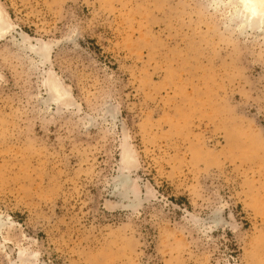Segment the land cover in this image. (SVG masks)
<instances>
[{"label": "rangeland", "instance_id": "1", "mask_svg": "<svg viewBox=\"0 0 264 264\" xmlns=\"http://www.w3.org/2000/svg\"><path fill=\"white\" fill-rule=\"evenodd\" d=\"M233 11L0 0V264H264V29Z\"/></svg>", "mask_w": 264, "mask_h": 264}, {"label": "bare ground", "instance_id": "2", "mask_svg": "<svg viewBox=\"0 0 264 264\" xmlns=\"http://www.w3.org/2000/svg\"><path fill=\"white\" fill-rule=\"evenodd\" d=\"M221 1V0H220ZM234 7V20L244 29H264V0H229ZM55 88H53L54 90ZM57 89L53 91L55 93ZM116 187H121L123 196L132 191V181L123 174H120L116 181ZM3 226L0 220V227Z\"/></svg>", "mask_w": 264, "mask_h": 264}]
</instances>
